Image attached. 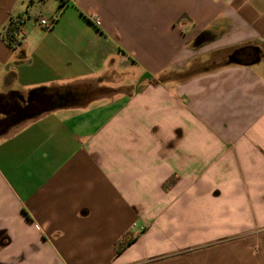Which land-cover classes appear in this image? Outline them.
I'll return each instance as SVG.
<instances>
[{"label": "crops", "instance_id": "crops-1", "mask_svg": "<svg viewBox=\"0 0 264 264\" xmlns=\"http://www.w3.org/2000/svg\"><path fill=\"white\" fill-rule=\"evenodd\" d=\"M37 1L0 0V116L35 107L0 135V264H264V0Z\"/></svg>", "mask_w": 264, "mask_h": 264}, {"label": "flooded vegetation", "instance_id": "flooded-vegetation-1", "mask_svg": "<svg viewBox=\"0 0 264 264\" xmlns=\"http://www.w3.org/2000/svg\"><path fill=\"white\" fill-rule=\"evenodd\" d=\"M58 97H63V99L78 98L77 93L75 94V92H66L62 96ZM34 110L35 107L31 104V102L23 104H10L5 109V113L0 116V135L7 131L9 128L20 123L23 117L33 112Z\"/></svg>", "mask_w": 264, "mask_h": 264}, {"label": "trees", "instance_id": "trees-1", "mask_svg": "<svg viewBox=\"0 0 264 264\" xmlns=\"http://www.w3.org/2000/svg\"><path fill=\"white\" fill-rule=\"evenodd\" d=\"M62 3L63 0H60ZM22 21L20 20H14V19H9L7 26L4 28L3 34H2V39L5 40V42L10 45V44H19V41L17 40L18 36V31L19 27L21 25ZM256 49L253 46H242L237 48L234 52L237 55H244L246 58L251 56V53L256 54ZM132 242L131 238L127 240H123L120 242L117 246V251L120 252L125 246L130 244Z\"/></svg>", "mask_w": 264, "mask_h": 264}, {"label": "rangeland", "instance_id": "rangeland-1", "mask_svg": "<svg viewBox=\"0 0 264 264\" xmlns=\"http://www.w3.org/2000/svg\"><path fill=\"white\" fill-rule=\"evenodd\" d=\"M57 0H55L56 2ZM54 2V1H53ZM37 5L36 6H33L32 7V10L31 12H29V15L28 18L26 17V15L23 17L24 18V22L27 21V20H30V21H34V17L36 15H49L48 13H50V9L52 8V0H47V2L45 4H42V2H36ZM22 22V25L25 26L26 24Z\"/></svg>", "mask_w": 264, "mask_h": 264}, {"label": "built area", "instance_id": "built-area-1", "mask_svg": "<svg viewBox=\"0 0 264 264\" xmlns=\"http://www.w3.org/2000/svg\"><path fill=\"white\" fill-rule=\"evenodd\" d=\"M55 21V16L51 17L50 19L47 18H39L38 24L45 30H48L52 27L53 23ZM94 22H97L94 20Z\"/></svg>", "mask_w": 264, "mask_h": 264}, {"label": "water", "instance_id": "water-1", "mask_svg": "<svg viewBox=\"0 0 264 264\" xmlns=\"http://www.w3.org/2000/svg\"><path fill=\"white\" fill-rule=\"evenodd\" d=\"M231 61H235V62H236L237 60H235V59H231ZM31 115H32V114H31Z\"/></svg>", "mask_w": 264, "mask_h": 264}]
</instances>
